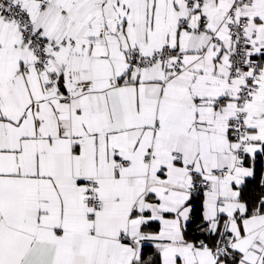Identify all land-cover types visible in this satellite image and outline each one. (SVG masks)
<instances>
[{
  "label": "snow or ice",
  "instance_id": "obj_1",
  "mask_svg": "<svg viewBox=\"0 0 264 264\" xmlns=\"http://www.w3.org/2000/svg\"><path fill=\"white\" fill-rule=\"evenodd\" d=\"M0 264H264V0H0Z\"/></svg>",
  "mask_w": 264,
  "mask_h": 264
}]
</instances>
